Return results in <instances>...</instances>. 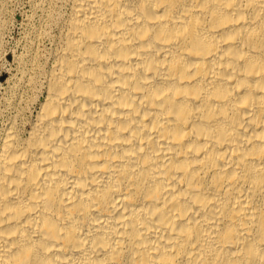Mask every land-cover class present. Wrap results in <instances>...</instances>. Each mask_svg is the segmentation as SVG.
I'll return each instance as SVG.
<instances>
[{"label":"bare ground","instance_id":"bare-ground-1","mask_svg":"<svg viewBox=\"0 0 264 264\" xmlns=\"http://www.w3.org/2000/svg\"><path fill=\"white\" fill-rule=\"evenodd\" d=\"M66 4L1 138L0 264H264V0Z\"/></svg>","mask_w":264,"mask_h":264},{"label":"rangeland","instance_id":"rangeland-1","mask_svg":"<svg viewBox=\"0 0 264 264\" xmlns=\"http://www.w3.org/2000/svg\"><path fill=\"white\" fill-rule=\"evenodd\" d=\"M66 6V0H0V143L10 123L20 126L38 108L36 89L51 67Z\"/></svg>","mask_w":264,"mask_h":264}]
</instances>
